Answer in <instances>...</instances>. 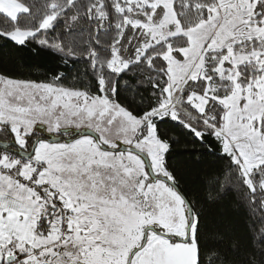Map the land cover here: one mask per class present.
Listing matches in <instances>:
<instances>
[{
	"label": "snow or ice",
	"instance_id": "1",
	"mask_svg": "<svg viewBox=\"0 0 264 264\" xmlns=\"http://www.w3.org/2000/svg\"><path fill=\"white\" fill-rule=\"evenodd\" d=\"M0 41L82 66L0 72V264H264L217 214L264 216V0H0Z\"/></svg>",
	"mask_w": 264,
	"mask_h": 264
},
{
	"label": "trees",
	"instance_id": "2",
	"mask_svg": "<svg viewBox=\"0 0 264 264\" xmlns=\"http://www.w3.org/2000/svg\"><path fill=\"white\" fill-rule=\"evenodd\" d=\"M35 2L38 4L40 0H35ZM81 67L78 63L65 67L58 56L35 45L16 47L11 43L4 45L0 41V72L16 78L42 80L55 72L63 71L69 75V83H71V76L76 74L73 68L80 70ZM174 124L175 122H172L167 129L171 134L178 136L180 140V144L175 150L173 162L179 169L188 173L187 180L190 185H197L203 190L218 173L222 167V162L217 156L210 154H205L199 158L185 155V153L192 151L207 153L208 149L200 148L199 146L193 149L190 138L179 136L180 129L174 127ZM210 143L213 144L215 149L214 142L210 141ZM190 160H195L196 162L190 164ZM217 214L222 215L225 223L236 225L246 244H254L253 236L261 228H264V216L260 214L259 210L253 213L246 207L237 208L234 194L224 201L223 208H220Z\"/></svg>",
	"mask_w": 264,
	"mask_h": 264
}]
</instances>
